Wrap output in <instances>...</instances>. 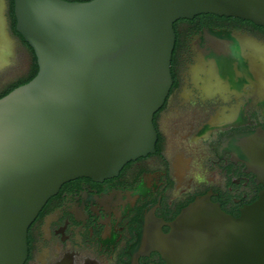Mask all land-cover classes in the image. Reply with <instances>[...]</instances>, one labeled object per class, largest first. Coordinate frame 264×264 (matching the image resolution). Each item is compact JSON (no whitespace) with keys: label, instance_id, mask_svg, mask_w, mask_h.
I'll list each match as a JSON object with an SVG mask.
<instances>
[{"label":"water","instance_id":"water-1","mask_svg":"<svg viewBox=\"0 0 264 264\" xmlns=\"http://www.w3.org/2000/svg\"><path fill=\"white\" fill-rule=\"evenodd\" d=\"M14 11L39 70L0 99V264H25L29 228L65 183L112 178L155 153L175 22L211 14L264 28V0H14ZM0 39L1 69L14 52ZM224 145L264 174V128ZM169 227L150 244L155 232L144 229L135 249L165 264H264V189L238 218L201 197Z\"/></svg>","mask_w":264,"mask_h":264},{"label":"flooded vegetation","instance_id":"flooded-vegetation-1","mask_svg":"<svg viewBox=\"0 0 264 264\" xmlns=\"http://www.w3.org/2000/svg\"><path fill=\"white\" fill-rule=\"evenodd\" d=\"M175 25V79L154 115L155 153L112 178L65 183L29 228L25 264H165L158 252L135 249L144 229L155 232L150 244L201 197L235 218L258 199L264 174L237 160L224 141L264 128V28L211 14ZM5 34L14 57L0 69V93L28 77L34 59L16 30L14 0H0Z\"/></svg>","mask_w":264,"mask_h":264},{"label":"trees","instance_id":"trees-1","mask_svg":"<svg viewBox=\"0 0 264 264\" xmlns=\"http://www.w3.org/2000/svg\"><path fill=\"white\" fill-rule=\"evenodd\" d=\"M174 30H175V34H176V43H175V48H174V52H173V56H172V66H171V72H172L173 79H175L174 67H175V64L177 62L176 52H177V47H178V37H177L178 33H177V27H176L175 24H174ZM26 45H28V44L26 43ZM28 47L30 48V50L32 51V53L34 55L33 65H32V69H31V72H30L29 76L26 77V78H23V79H21V80H19L17 82H15L14 84H12L8 88H6L3 92L0 93V99L2 97L6 96L7 94H9L15 88L30 82L37 75L38 70H39L37 59H36V56L34 54L33 49L29 45H28Z\"/></svg>","mask_w":264,"mask_h":264}]
</instances>
